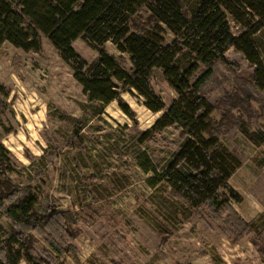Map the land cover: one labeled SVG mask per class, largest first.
Returning <instances> with one entry per match:
<instances>
[{"label": "rangeland", "instance_id": "obj_1", "mask_svg": "<svg viewBox=\"0 0 264 264\" xmlns=\"http://www.w3.org/2000/svg\"><path fill=\"white\" fill-rule=\"evenodd\" d=\"M42 42L38 52L8 42L0 49V142L13 161L5 175L26 194L7 206L3 236L38 209L46 217L32 231L39 264H264V143L243 132L264 133V90L251 88L253 67L244 56L230 49V63L216 65L203 91L222 143L242 159L230 184L243 200L233 209L251 232L229 227L227 211L190 208L164 180L151 185L157 176L144 167L161 173L183 142L180 132L169 127L142 140L162 112L128 92L121 99L130 113L118 100L89 103L57 49ZM74 47L90 62L99 56L87 39ZM106 50L130 68L112 42ZM152 85L167 107L178 98L160 72Z\"/></svg>", "mask_w": 264, "mask_h": 264}, {"label": "trees", "instance_id": "obj_2", "mask_svg": "<svg viewBox=\"0 0 264 264\" xmlns=\"http://www.w3.org/2000/svg\"><path fill=\"white\" fill-rule=\"evenodd\" d=\"M143 13L145 21L136 25ZM228 14L238 24L237 34ZM43 37L72 69L89 103L105 106L118 100L130 113L121 99L128 92L152 112H162L142 140L169 127L180 132L183 142L161 173L144 167L157 176L149 180L151 185L164 180L190 208L227 211L229 227L251 232L252 224L233 209V203L243 200L230 184L242 159L222 143L212 117L214 105L203 90L216 65L230 63V49L253 67L251 88L264 90V45L259 42L264 40V0H0V49L8 42L38 52ZM79 38L98 50L96 60L77 52L74 42ZM109 42L128 56L129 69L106 50ZM156 72L178 95L168 107L152 85ZM243 132L255 144L264 143V133ZM12 162L0 142V264H39L32 253V231L46 217L38 209L14 221L10 235L3 236L2 219L10 217L7 206L20 205L26 195L21 198V186L5 175Z\"/></svg>", "mask_w": 264, "mask_h": 264}]
</instances>
